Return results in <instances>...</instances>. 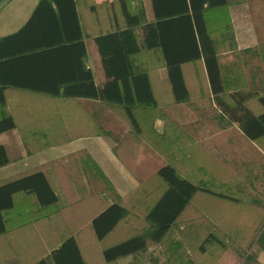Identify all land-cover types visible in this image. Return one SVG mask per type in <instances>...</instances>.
Masks as SVG:
<instances>
[{
    "label": "trees",
    "instance_id": "16d2710c",
    "mask_svg": "<svg viewBox=\"0 0 264 264\" xmlns=\"http://www.w3.org/2000/svg\"><path fill=\"white\" fill-rule=\"evenodd\" d=\"M245 1L150 0L154 17L150 22L142 0H112L100 5L94 0H38L16 32L0 36V134L17 126L7 109L8 88L84 98L103 103L127 125L124 135L114 137L112 146L127 169L131 170L133 157L143 142L165 159L137 187L142 188L150 179L157 182L153 189L150 186L149 191H144L147 196L143 203L131 193L127 194L130 197L121 196L85 150L0 181V243L13 237L11 223L17 230L29 229L32 222L46 220V208L55 207L54 212L59 213L86 200V214L76 227H90L98 241L117 230L121 236L102 248L104 264H117L129 256V264H141L151 245L158 248L165 264H216L212 247L225 249L226 242L239 257L238 264H260L256 255L247 251L256 246L264 252V219H255L245 227L227 225L228 228L215 219L197 234L196 217L185 216L198 192L233 198L215 193L192 177L186 167L199 168L195 146L204 138L198 132L195 136L187 131L162 109L165 104L205 98L212 107L200 110L196 123L202 120L211 124L213 138L224 137L229 143L239 140L243 145L264 139V93L260 91L264 88L252 90L239 81L241 75H247L246 70H239L245 67L246 58L258 60L257 71L264 70V43L232 54L239 50L228 8ZM84 8L94 14V29L82 20ZM103 18L108 20V26ZM85 34L93 38L100 57L104 73L101 84L95 83L90 69L81 78L75 73L64 77L62 91L33 82L38 78L36 63L43 57L68 51L84 57ZM161 68L165 69L164 79L159 77ZM15 70L19 71V78L10 74ZM255 74L260 73L253 72L252 78ZM156 119L162 121L161 131L155 127ZM94 122L92 119L88 125ZM95 126L99 134H107L105 128ZM187 136L197 143L191 144ZM64 140L25 137L33 151ZM8 161L5 148L0 145V167ZM51 177L58 178V186ZM57 188L67 199L64 205ZM17 194L33 196L36 206L17 209ZM48 220L59 222L62 218ZM73 232L60 235L55 249L23 248L16 255L14 251L6 258L0 255V264H91Z\"/></svg>",
    "mask_w": 264,
    "mask_h": 264
},
{
    "label": "crops",
    "instance_id": "0c3cea01",
    "mask_svg": "<svg viewBox=\"0 0 264 264\" xmlns=\"http://www.w3.org/2000/svg\"><path fill=\"white\" fill-rule=\"evenodd\" d=\"M7 1L8 0L1 2L0 5ZM111 1L112 0H94L97 5ZM142 2L146 18L148 21L152 22L154 17L151 2L150 0H142ZM36 4L34 3L33 6H30L25 12L16 13L15 17L12 19V23H16L19 26H17L14 32L28 20ZM246 4L248 3L243 2L231 5L228 8L235 39L240 48L254 46L257 41H260L259 39H262V37H259L260 34L254 31L256 23H254L252 12H250ZM237 5H244V8L237 12L235 17L232 13V7ZM82 15V20L86 22V24H91V27L94 29L96 21L93 12H88L84 8ZM102 20L104 21V25H109L107 19L104 20L103 18ZM82 40L85 46L84 57L81 58L80 54L74 51L61 52L43 57L36 63L38 66L36 71L38 78L32 79L33 82L35 81L36 85L45 88L62 91L65 85L64 81H62L64 77H70L75 73L81 78L84 71L90 69L94 78L93 68L97 65V60L93 49L89 47V41H93V38L85 34ZM64 59L67 60L66 63ZM80 59L84 62V69L81 66ZM158 72L160 79H164L165 69L161 68ZM10 74L18 78L20 76L18 70L12 71ZM30 74L34 75V72ZM95 83L101 84L102 82ZM7 92V109L13 114L17 126L12 130L0 134V145L5 148L9 160L7 164L0 167V181L10 177L27 174L38 166L58 160L77 151L85 150L98 164L121 196L128 194L131 192V189L136 187V179L112 151V146L114 144L113 137H115L112 133L119 119L110 112L103 103L97 100L51 96L46 93L27 92L14 88H8ZM92 119L95 121V124H99L101 128L107 130L106 135L99 134L97 132L99 129L95 124L88 125ZM93 131L96 132L93 133ZM25 137L45 140H66L59 142L54 141L50 146L33 151L30 148L31 146L25 141ZM46 153H56L57 156L44 158L30 167L25 166L30 158ZM163 164L161 163L159 166ZM51 180L55 186H58V178L51 177ZM121 184L128 187V189L120 191L118 187L121 186ZM57 190L59 191L58 188ZM59 192L60 203L64 205L67 199L61 191ZM33 202H35L33 196L23 194H17L15 196L16 208L21 211L28 208L33 209L36 206V203L34 204ZM87 202L88 201L84 200L79 206L65 208L59 213L54 212L55 207L46 208V211H44L46 220L41 218L42 221H34L32 224H29V229H23L22 231H20V229L17 230V226L10 221V228H13L15 233H13V237L10 236L7 240L0 243L1 257L6 258L8 253L11 255L12 251H14L13 253L16 255L20 253L23 248L31 249L32 251L55 249L60 244V242L57 241L60 235L64 233L69 234L74 231V237L86 259L91 264H104L101 258L102 248L117 242L121 236L117 230L109 234L105 240L98 241L90 227L84 226L81 228V226H79L80 228H77L78 222L86 214L85 209L88 205ZM50 217H60L62 220L54 222L48 220ZM46 255L47 253L44 254V256ZM131 260L132 257L129 256L126 257L123 262H119L118 260L117 264H129Z\"/></svg>",
    "mask_w": 264,
    "mask_h": 264
},
{
    "label": "rangeland",
    "instance_id": "374dc122",
    "mask_svg": "<svg viewBox=\"0 0 264 264\" xmlns=\"http://www.w3.org/2000/svg\"><path fill=\"white\" fill-rule=\"evenodd\" d=\"M37 1L8 0L0 5V35L14 32L19 25L12 23L13 17H15L16 13L25 12L34 3L36 4ZM245 2L248 3L246 5H248L250 12H252L253 21L256 23L254 31L260 34L259 37H262V39H259L260 41H257L256 45L264 43V0H246ZM242 8H244V5L233 6V16L236 17L237 12L242 10ZM89 45L93 49L97 60V65L93 68L94 80L101 83L104 81V73L97 49L92 40L89 41ZM236 45L239 51L233 52V55L240 53L244 49H253L256 46L240 48L237 41ZM255 61L257 62L258 60L249 58L247 60L246 58L245 67H239V70L247 71V75L240 76V85L245 88H252V90L253 88H264V70L257 71L260 68ZM253 72H259L260 74H257V76L255 74L256 77L252 78ZM260 91L264 93V89ZM251 103H254V101L252 100ZM211 107L212 105L205 98L202 100L193 99L191 102L185 104H165L162 107L165 114L173 121L182 124L187 131L195 133V136L198 132L204 138V142L199 141L200 144L195 146L199 168L186 167L190 170V173H193L192 177L200 185L208 187V189H211L215 193L225 194V197L233 198L230 200L215 194L198 192L192 206L185 215L186 217H196L194 224L197 234L201 233L202 227L208 221L216 222L215 219H220V222L224 223V227L231 224L245 227L250 225L255 219H264V139L258 143L243 145L239 140L229 143L228 140L223 139L224 137L219 138L218 136L213 138L211 124L202 120L196 123V120L199 119L200 110H208ZM154 124L156 129L161 131L162 121L156 119ZM127 129V125L119 119L112 134L116 138H120ZM182 132L183 134L181 135L183 136L184 130L180 131V133ZM187 138L186 140H189L191 144L192 142L194 144L197 143L195 138L188 136ZM128 141L130 143V140ZM136 153L133 157L134 160H132V168L128 170L136 179L137 185L129 193H131V197H134L135 200L140 199L139 203H143L147 196L144 191L153 189L157 185V182L154 179H150L146 181L147 183L142 188L140 186V189H138V186L155 171L159 164H163L165 159L144 142L139 145ZM53 156H57L56 153L36 155L30 158L25 166L30 167L44 158H52ZM150 186L152 187L149 188ZM118 188L120 191L128 189L123 184ZM126 197L130 196L127 195ZM222 229L224 228L222 227ZM226 243L225 249L216 246L212 247V258L216 264H238L239 257L231 249L229 242ZM248 252L254 253L257 261L260 264H264V252L260 251L256 246H253ZM125 258L119 259V262H123ZM140 263L165 264V261L160 255L158 248L151 245L146 254L141 258Z\"/></svg>",
    "mask_w": 264,
    "mask_h": 264
}]
</instances>
